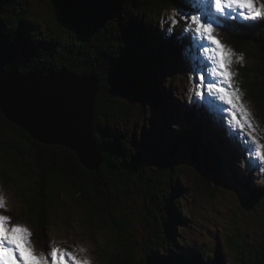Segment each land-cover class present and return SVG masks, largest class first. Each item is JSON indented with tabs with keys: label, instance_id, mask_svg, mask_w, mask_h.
I'll use <instances>...</instances> for the list:
<instances>
[{
	"label": "trees",
	"instance_id": "16d2710c",
	"mask_svg": "<svg viewBox=\"0 0 264 264\" xmlns=\"http://www.w3.org/2000/svg\"><path fill=\"white\" fill-rule=\"evenodd\" d=\"M45 1L47 21L42 23L30 19L29 0H0V72L66 69L80 76L93 75L98 81L93 134L101 164L91 172L70 150L35 142L0 114V128L11 137L0 143V162L16 164L26 178L35 181V190L30 189L35 196L19 192L38 245L47 249L50 210L66 192L82 202L89 225L97 219L111 231V238L99 248V264H222L218 252L204 263L200 254L196 259L181 256L172 227L180 211L177 152L181 147L199 152V163L191 165L197 189L210 191L213 183L228 186L226 172L231 168L233 173L237 152L232 150L231 138L224 139L223 128L215 124V129L210 128L203 111L196 119L189 113L184 118L185 130L169 138L171 153L155 156L158 163L152 167L112 127L128 120L131 95L142 108L157 102L167 106L170 93L158 90L156 77L163 75L162 66L183 68L180 52L196 63L195 37L187 26L188 18L181 17L197 12L195 5L188 0ZM166 9L181 14L173 22L165 20L160 12ZM213 34L235 52L256 59L264 70V19L257 27L218 23ZM251 95L264 115V87ZM206 124L208 129H204ZM220 148L228 160L220 155ZM242 187L262 205L259 224L264 231V190L253 189L248 182ZM134 191H140L145 200V237H137L128 220L111 215L121 205L117 196ZM227 245L230 264H264V238L255 243L244 235L228 239Z\"/></svg>",
	"mask_w": 264,
	"mask_h": 264
},
{
	"label": "rangeland",
	"instance_id": "374dc122",
	"mask_svg": "<svg viewBox=\"0 0 264 264\" xmlns=\"http://www.w3.org/2000/svg\"><path fill=\"white\" fill-rule=\"evenodd\" d=\"M29 1L30 19L46 23V1ZM188 2L197 9L188 17L171 9L160 14L172 22L180 14L188 18L187 26L195 37L193 46H197L196 63L189 54L185 58L180 52L183 68L162 66L159 71L163 75L156 77L158 90L170 93L167 106L157 102L142 108L131 95L128 120L112 127L122 132L129 148L148 159L152 167L158 163L155 156L171 153L169 138L185 130L184 118L189 113L193 112L196 119L203 111L210 128H223L224 139L231 138L235 143L232 150L237 152L233 173L231 168L226 172L228 186L213 183L210 191L197 189L191 169L192 149L181 147L177 152L181 164L180 211L172 228L181 256L196 259L200 254L204 263L218 252L222 264H230L228 239L245 235L250 242L260 243L264 238L259 224L262 205L251 200L242 187L248 182L251 188L264 190V115L251 95L264 87V70L256 59L223 45L213 32L218 23L257 27L264 19V0ZM8 140V132L0 128V143ZM219 151L228 160L225 150ZM23 176L16 164L0 162V264H99V248L111 238V231L97 219L89 225L82 202L66 192L50 210L47 249L39 246L19 192L35 196L30 191L35 190V181ZM117 199L121 205L111 215L128 220L136 236L145 237L148 230L142 222L146 213L142 193H120ZM33 200L37 204L36 197Z\"/></svg>",
	"mask_w": 264,
	"mask_h": 264
},
{
	"label": "water",
	"instance_id": "95a60500",
	"mask_svg": "<svg viewBox=\"0 0 264 264\" xmlns=\"http://www.w3.org/2000/svg\"><path fill=\"white\" fill-rule=\"evenodd\" d=\"M97 84L93 75L66 69L0 72V114L35 142L70 150L85 169L95 172L101 164L93 134ZM190 155L194 165L199 163L198 150Z\"/></svg>",
	"mask_w": 264,
	"mask_h": 264
},
{
	"label": "bare ground",
	"instance_id": "6f19581e",
	"mask_svg": "<svg viewBox=\"0 0 264 264\" xmlns=\"http://www.w3.org/2000/svg\"><path fill=\"white\" fill-rule=\"evenodd\" d=\"M97 91H98V88H97Z\"/></svg>",
	"mask_w": 264,
	"mask_h": 264
}]
</instances>
